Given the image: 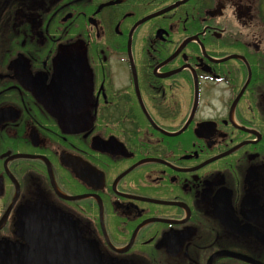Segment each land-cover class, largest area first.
<instances>
[{"label": "flooded vegetation", "instance_id": "1", "mask_svg": "<svg viewBox=\"0 0 264 264\" xmlns=\"http://www.w3.org/2000/svg\"><path fill=\"white\" fill-rule=\"evenodd\" d=\"M0 264H264V0H0Z\"/></svg>", "mask_w": 264, "mask_h": 264}]
</instances>
